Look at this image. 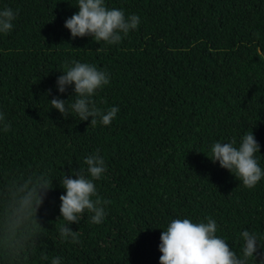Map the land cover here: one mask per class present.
Wrapping results in <instances>:
<instances>
[{
    "label": "trees",
    "instance_id": "obj_1",
    "mask_svg": "<svg viewBox=\"0 0 264 264\" xmlns=\"http://www.w3.org/2000/svg\"><path fill=\"white\" fill-rule=\"evenodd\" d=\"M140 23L118 44L72 38L65 20L78 0H0L15 14L0 33V264H160V236L173 219L216 221V235L242 256L245 230L264 259V177L243 186L211 147L253 132L264 171V0H104ZM99 49V50H97ZM105 71L91 99L110 125L96 126L50 101L65 63ZM51 89V94L48 90ZM106 171L94 180L102 223L87 210L78 242L61 237L62 179L76 178L92 154ZM93 200L96 197H92ZM44 257H47L46 259Z\"/></svg>",
    "mask_w": 264,
    "mask_h": 264
},
{
    "label": "clouds",
    "instance_id": "obj_2",
    "mask_svg": "<svg viewBox=\"0 0 264 264\" xmlns=\"http://www.w3.org/2000/svg\"><path fill=\"white\" fill-rule=\"evenodd\" d=\"M78 12L67 18L64 27L71 33L72 38L90 36L96 42L104 41L108 44H118L123 36H127L130 30L136 29L140 23L139 16L133 14L128 17L119 9H108L104 0H78ZM15 14L10 8L0 11V33H8L13 28ZM123 34V36H122ZM99 50V49H97ZM258 56H264V51L257 50ZM57 79L56 87L59 93H65L68 86L74 85V102L63 100L54 96L50 101L52 108L66 119L69 110L78 115L81 121H88L90 125L96 126L97 118L107 126L116 117L118 107L110 108L106 113L95 106L91 99L97 89L109 83V76L103 70L88 63L76 60L65 63V71ZM51 94V89L48 90ZM4 116L0 114V124H3L5 132L9 125L4 123ZM235 139L228 143L216 142L211 147L213 163L219 162L221 168L228 170L239 179L243 186L253 188L264 177L255 154L260 152L253 132L245 134L239 146ZM85 170H80L69 178L65 175L62 179V188L66 194L59 197L60 214L66 225L61 226V237L71 238L73 243L78 242V231H72L67 225L79 223L81 213L87 210L92 213L90 219L93 224L102 223L106 212L104 205L110 201L102 200L97 195L94 180H99L106 171L104 158L99 154H92L85 158ZM92 197H96L95 200ZM216 221L207 218V222L194 223L192 220L173 219L166 230L161 232L159 251L160 264H247L249 258L255 257L258 247L256 234L245 230L241 233L244 241L242 256L231 250L229 244L216 235ZM45 259L47 257H44ZM256 258V257H255ZM52 264H60L59 258H55ZM264 264V259L260 261Z\"/></svg>",
    "mask_w": 264,
    "mask_h": 264
}]
</instances>
